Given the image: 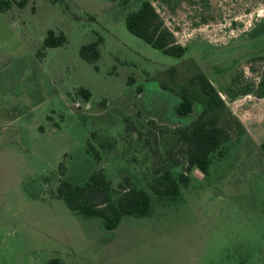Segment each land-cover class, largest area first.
<instances>
[{
	"label": "rangeland",
	"instance_id": "obj_1",
	"mask_svg": "<svg viewBox=\"0 0 264 264\" xmlns=\"http://www.w3.org/2000/svg\"><path fill=\"white\" fill-rule=\"evenodd\" d=\"M4 1L0 264L54 256L66 264H264L261 144L232 129L226 154L213 157L207 173L193 167L175 197H159L150 182L164 168L178 175L184 164L173 161L181 157L173 131L181 125L148 116L170 108L182 86L198 88V71L226 103L263 92L264 0H150L186 46L180 57L127 29L126 14L143 0H11L5 9ZM50 29L66 42L44 47ZM98 36L99 58L83 59L81 45ZM126 118L134 130L126 131ZM98 168L114 187L127 178L147 190L150 213L123 215L109 234L101 217L56 195L62 179L82 183Z\"/></svg>",
	"mask_w": 264,
	"mask_h": 264
},
{
	"label": "trees",
	"instance_id": "obj_2",
	"mask_svg": "<svg viewBox=\"0 0 264 264\" xmlns=\"http://www.w3.org/2000/svg\"><path fill=\"white\" fill-rule=\"evenodd\" d=\"M24 2L25 0H20L19 4L23 5ZM10 4L11 0H6L1 7L5 9ZM125 22L130 32L165 53L180 57L187 49L175 39L172 30L165 25L163 18L150 0H143L136 10L129 11ZM102 40V36H98L95 41L81 45L79 55L87 61H96L100 55L98 45ZM65 42L66 36L63 31L56 33L50 29L44 38L43 46H57ZM40 53L42 54L43 51ZM192 82L197 84L198 88L184 85L177 89L180 101L176 105V111L179 114H188L193 110L195 101L200 103L201 110L187 125L177 126L173 130L177 135V149L181 153V157H173V161L184 164L178 175L175 176L171 169L164 168L150 182L149 186L159 197L165 195L175 197L179 193L180 184L188 183L189 172L193 167L207 173L212 158L223 157L226 154L231 140V130L242 127L219 90L203 71L196 72ZM161 86L166 87L167 84L161 82ZM78 91L86 99L91 95V92L84 87H80ZM125 120L126 131L134 130L128 119ZM149 122L154 123V120L150 119ZM113 143L114 141H109L101 145L112 146ZM87 151L92 152L98 160L100 159L99 150L90 142H88ZM56 195L63 198L70 209L84 216L101 217L104 228L109 234L117 227L123 215L144 216L150 213L152 206V198L147 190L131 184L127 178L114 187L101 168L95 169L82 183L72 184L62 179L56 189ZM45 264L66 263L60 257L54 256Z\"/></svg>",
	"mask_w": 264,
	"mask_h": 264
},
{
	"label": "crops",
	"instance_id": "obj_3",
	"mask_svg": "<svg viewBox=\"0 0 264 264\" xmlns=\"http://www.w3.org/2000/svg\"><path fill=\"white\" fill-rule=\"evenodd\" d=\"M226 92V91H225ZM223 95L221 91H219ZM244 96L250 99H240L237 95L231 97V101L227 102L232 113L239 119L243 130L247 132L252 139H257L261 144L264 156V91L259 93H247ZM244 98V97H243ZM171 107H164V110L150 111L149 115L159 117L162 121L171 125H187L192 121L201 110L200 103H193V110L188 114H179L176 111V105L180 101V97L173 94L171 99ZM160 111V112H159ZM161 116V117H160Z\"/></svg>",
	"mask_w": 264,
	"mask_h": 264
}]
</instances>
